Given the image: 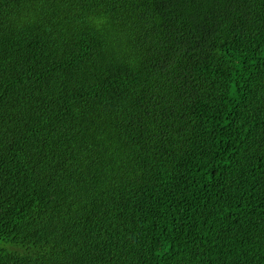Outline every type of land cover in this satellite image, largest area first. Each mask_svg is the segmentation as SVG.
<instances>
[{
	"label": "trees",
	"instance_id": "1",
	"mask_svg": "<svg viewBox=\"0 0 264 264\" xmlns=\"http://www.w3.org/2000/svg\"><path fill=\"white\" fill-rule=\"evenodd\" d=\"M0 264H264V0H0Z\"/></svg>",
	"mask_w": 264,
	"mask_h": 264
},
{
	"label": "bare ground",
	"instance_id": "2",
	"mask_svg": "<svg viewBox=\"0 0 264 264\" xmlns=\"http://www.w3.org/2000/svg\"><path fill=\"white\" fill-rule=\"evenodd\" d=\"M100 2V1H99ZM103 2V1H102ZM70 6V5H69ZM89 10H91V9H89ZM96 17V16H95ZM87 18V17H86ZM113 18V17H112ZM88 19V18H87ZM97 21V20H96ZM112 23V22H111ZM93 24V23H92ZM100 25V24H99ZM100 27V26H99ZM106 28V27H105ZM109 29V28H108ZM165 127V126H164Z\"/></svg>",
	"mask_w": 264,
	"mask_h": 264
}]
</instances>
